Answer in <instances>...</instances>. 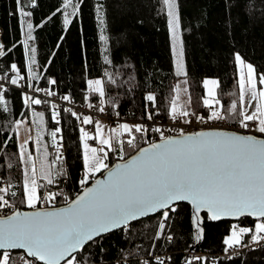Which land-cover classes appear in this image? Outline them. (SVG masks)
<instances>
[{
  "label": "snow or ice",
  "instance_id": "obj_1",
  "mask_svg": "<svg viewBox=\"0 0 264 264\" xmlns=\"http://www.w3.org/2000/svg\"><path fill=\"white\" fill-rule=\"evenodd\" d=\"M84 2L85 0H61L60 6L47 20H51L59 12L63 17L64 30L67 31L73 19L80 17ZM160 3L172 40L175 75L187 77L183 62L184 42L180 36L179 0H160ZM14 5L15 10L10 15L17 16L25 35L24 47L29 49L27 42L35 39L33 31L43 27L47 21L34 26L30 19L33 12L28 9H35L38 6L37 0H14ZM94 11L101 28L99 39L107 45L108 37L103 34L104 4L97 0ZM29 50L33 54L31 63L34 64L36 49L32 47ZM5 55L4 45L0 44V58ZM234 62L239 71L240 107L233 102L224 113L215 107L220 104L214 91L220 82L215 79L203 81L208 96L203 99V105L211 110L208 119L235 117L245 134L224 131L185 134L181 129L177 137H171L166 136L160 126L147 123H120L106 134L99 120L91 116H83L81 119L75 111L65 109V112H70L81 124L95 127L94 134L85 131L83 127L79 128L83 176L78 180L80 191L75 198L70 199L59 188V178H66L68 175L62 163L59 169L53 170L56 162L63 160L60 152L62 143L54 145L56 154L50 163L47 162V156L41 161L39 180L32 154L27 153L25 157V146L29 141L26 139L18 143L19 158L25 165L22 169L19 203L32 211H21L12 202L17 197V192L11 191L13 185L10 182L6 185L0 183V264H96L91 259L92 252L86 251V247L92 249L99 246L100 253L103 254L106 251L103 240L107 234L118 229L127 231L133 222L156 213L160 216L155 239H160L163 235L171 243L174 236L166 234V228L171 226L172 215L178 213L181 202L190 205L195 243H199L205 234V216L202 213H206L207 221L253 217L259 222L254 226L255 235L252 240L259 242L264 239L261 236L264 233V139H257L256 135L250 134L259 133L264 136V87H257L258 84L264 86V73H258L256 67L247 63L239 53L234 54ZM104 63L112 64L107 55L104 56ZM27 71L30 74L33 72L31 64ZM10 72L14 75L2 76L0 80H5L13 88L22 89L24 85L20 82L25 80V76L21 75V69L16 63L10 64ZM104 77H107V81L103 77L87 81V91L98 97V105L90 103L89 96L84 97L88 107H95L101 114H106L105 84L115 83L112 73L107 69ZM36 78L35 75L29 77L31 80ZM49 83L55 84L56 81L50 80ZM183 83L187 84V80ZM209 85L213 88H209ZM27 87L33 91H44L47 96L55 94L48 89L33 88L31 83ZM8 91L5 84L0 83V107L4 112L9 111L5 98ZM173 91L175 95L171 97L167 109L169 119L174 123L178 120L185 124L191 123L187 118L190 115L195 116L196 113H190L179 104V84ZM183 91L187 92L188 89L184 88ZM21 95L25 107L44 103L27 93ZM246 95L256 101L254 106L247 105L253 109L251 112L244 110ZM62 99L71 103L68 95ZM144 101L142 118L154 121L160 115L157 97L153 93H147ZM108 103L112 105L111 101ZM188 103H191L190 96ZM52 107L55 109L56 105L53 104ZM112 107L115 108V105ZM39 115L42 119V114ZM58 116L59 112L53 111L52 119L60 124ZM197 119L203 121L205 118L197 116ZM23 123L24 121H15L17 140L18 130ZM60 131V128L52 131L54 140ZM150 133L158 134L159 140L149 139ZM125 134L128 137L126 140L122 139ZM138 137L148 146L138 147ZM9 140H12L11 136L0 147L6 146ZM62 140L61 136L60 141ZM89 140H94L98 146L90 145ZM36 143L39 144V139ZM125 144L128 148L137 149L136 155L125 159ZM109 153H117L122 162L110 166L106 162ZM104 173L106 176L103 179L97 178V174ZM53 188L57 190L53 191ZM58 198L64 200L65 206L55 207ZM252 231L253 229L233 224L230 235L223 240L226 245L225 252L239 245L241 236ZM167 259L170 261L171 257ZM155 261L156 264H165V259L159 256L155 257ZM193 261L207 264V258L194 256L187 258L185 264H193ZM142 264L148 262L143 261Z\"/></svg>",
  "mask_w": 264,
  "mask_h": 264
},
{
  "label": "trees",
  "instance_id": "obj_2",
  "mask_svg": "<svg viewBox=\"0 0 264 264\" xmlns=\"http://www.w3.org/2000/svg\"><path fill=\"white\" fill-rule=\"evenodd\" d=\"M95 2L97 0H85L81 5L80 17L74 18L65 31L63 17L59 12L47 20L60 6L61 0H37L38 6L28 9L33 12L30 19L34 26L47 22L43 27L35 28V39L27 42L29 49H36L35 63L32 64L33 54L24 47L22 26L17 16L10 15L15 10L14 0H0V40L6 52L5 57L0 58V77L10 71L11 63H16L25 76L31 64L33 72L30 75L37 77L32 80L35 88L68 95L73 101L86 105L85 96H89L90 103L98 104V97L87 91V81L102 77L107 81V77H104L107 69L112 73L115 83L105 84V104L117 111L119 118L134 122L146 120L142 117L144 96L147 93L156 95L161 114L168 117V104L181 77L175 75L171 38L160 0H98L105 7L103 34L108 37L107 45L99 39L101 28L95 16ZM179 11L180 36L184 42L183 62L188 73L184 78L191 97L188 111L202 116L209 115L208 108L203 105L205 79L220 82L216 94L222 113L233 102L239 108L234 54L239 53L247 63L256 67L258 73H264V0H179ZM105 55L112 61L111 65L104 63ZM50 80L56 83L50 84ZM5 98L9 111L4 112L0 107V145L8 136L12 140L0 147V183L6 185L10 182L13 185L11 191L17 192L12 202L20 210H31L19 203L22 167L14 131L15 121L23 120L28 114L22 105L20 92L5 93ZM50 112V104L38 112L43 117L42 125L37 115L34 117V130L39 139L36 147L39 150L34 157L37 169L45 156L50 163L56 154L51 135L55 125ZM225 119L231 124H238L235 117ZM61 127L65 159L57 161L53 170L59 169L62 163L68 175L59 178V188L72 199L80 191L78 180L83 176L80 127L75 117L64 112ZM125 138L128 137H122ZM137 145L148 146L139 137ZM124 147L125 159L137 151L128 148L126 144ZM117 162H122L118 154L109 153L107 163L112 166ZM62 205L63 199L58 198L56 207ZM159 216L133 222L127 231L118 230L107 234L103 240L106 249L103 254L99 246L92 249L86 247V251L92 252L91 259L96 264H142L143 261L156 264L157 256L164 258L165 264H185L187 258L193 257L192 254L215 256L225 251L223 240L233 223L207 221L203 214L204 238L199 243H193L191 209L181 204L178 213L172 215L171 226L166 228V234L174 236L170 243L163 235L155 239ZM252 223L250 218L238 222L241 226H250ZM168 257H171L170 261ZM217 264H264V250L258 248L244 251L229 259L219 260Z\"/></svg>",
  "mask_w": 264,
  "mask_h": 264
},
{
  "label": "built area",
  "instance_id": "obj_3",
  "mask_svg": "<svg viewBox=\"0 0 264 264\" xmlns=\"http://www.w3.org/2000/svg\"><path fill=\"white\" fill-rule=\"evenodd\" d=\"M0 39H1V32H0ZM0 44L3 45L2 40H0ZM5 75H14L12 74L10 71H8L7 73H5L3 76ZM22 75V74H21ZM24 76V75H23ZM30 73H26L25 75V80L21 81L20 83L24 85V87L21 88H13V86L8 85L7 82L5 80H0V83H4L5 87H7L9 89L8 92L11 91H17L22 93H27L28 95H32L35 96L36 98L41 99L42 101H44V103L40 104L42 106L46 105V104H50V105H56V108L54 109L52 107V113L53 111H57L59 112V116L57 117V119L60 120V124L56 123V128H60L61 131L59 133H57V137L54 140L55 145L59 143L63 144V140L60 141V137L63 136V131H62V127H61V114L63 112H65V109H71L72 111H75L78 115H80L81 119L83 118V116H91L93 117L95 120H99V121H105L107 123H109L110 125H119L120 123H131V124H137V123H147V124H156L158 126H160L162 128V130H164L165 135L166 136H171V137H176L177 134L180 132L181 129H183L185 134H191L193 132H199V131H210V130H216V131H231V132H237L239 133H243L245 134V130L240 128V126H235V125H231L228 124L224 121V119L222 120H212V119H208L205 118V116H203L205 119L203 121H200L197 119V116H192L190 115L187 119L191 120V123L189 124H185L182 122V120H178L177 122H173L171 119H169V117H163V115L160 112V115L157 116L155 118L154 121H147V120H139V121H128V120H122L120 119L116 114H111L110 110L108 108L106 109V114H101L97 111V109L94 108H89L88 105H81L80 103H77L75 101L72 100L71 98V103H69L68 101H65L62 99L63 95H58L55 93L52 96H47L46 93L44 91H33L32 88H28L27 85L29 83H31L33 85V82L31 79H29L30 77ZM6 92V93H8ZM98 105V104H97ZM37 105H33V106H28L25 107L27 114H28V110L30 112L31 108L36 107ZM160 111V110H159ZM70 113V112H68ZM191 113V112H190ZM200 115V114H199ZM202 116V115H200ZM79 123L80 121L77 120ZM55 122V121H54ZM222 122H224L225 124H223ZM82 125V124H81ZM83 128H86V130L88 132H90L91 134L95 133V127L94 125H83ZM54 129V130H55ZM168 129H173L174 131H168ZM53 130V131H54ZM250 134H256V133H250ZM258 136V135H256ZM149 139L151 140H159V136L156 133H150L149 134ZM64 146L62 148H60V152L63 156V160L65 159V155H64ZM120 161V160H119ZM107 162V161H106ZM44 191V190H43ZM55 191V190H54ZM57 203V201H56ZM63 203L65 205V202L63 200ZM39 206V205H38ZM63 206V205H62ZM56 207V204H55ZM259 221H253L252 225L250 226H241L238 223H233L235 225H238L239 227H246V228H250L253 229L252 232L241 236V240H240V244L234 246V248L228 249L227 252L223 251L222 253H219L215 256H209L207 254H192L191 256L194 257H202V258H207V263L208 264H217V262L219 260H226L229 259L233 256H236L240 253H243L244 251H249L252 249H258L261 248L264 250V239H260L259 242H254L252 240V236L255 235V231H254V226L256 223H258ZM261 236H264V233L261 234ZM193 264H199V261H193Z\"/></svg>",
  "mask_w": 264,
  "mask_h": 264
},
{
  "label": "rangeland",
  "instance_id": "obj_4",
  "mask_svg": "<svg viewBox=\"0 0 264 264\" xmlns=\"http://www.w3.org/2000/svg\"><path fill=\"white\" fill-rule=\"evenodd\" d=\"M170 38H171V36H170ZM170 46H172V40H171V45ZM173 53V52H172ZM173 62H174V66H175V57L173 56ZM238 77H239V71H238V69H237V82H238ZM209 80H212V79H209ZM183 81H185V78H184V76H181V78H179V80H178V82H177V84H179V86H180V89H181V91H180V93H179V96H180V99H179V104H181V105H183L184 107H185V109L186 110H189V103H188V100H189V95H188V91L187 92H184L183 91V89L184 88H187V85L185 84V83H183ZM176 84V85H177ZM257 87L258 88H260V87H264V86H261V85H257ZM33 88H35L34 87V84H33ZM204 88V87H203ZM209 88H213V86L212 85H209ZM188 89V88H187ZM217 88H215L214 89V91H215V95H216V99H218L217 98V90H216ZM238 92H239V86H238ZM9 93V92H8ZM204 94H205V96H204V98H208V96H207V90L204 88ZM174 95H175V93H174ZM57 96H58V94H57ZM256 104V101H253V100H251L250 99V97L249 96H247L246 95V97H245V111H247V112H251L253 109L251 108V107H247V105H255ZM23 106H24V104H22ZM47 105V104H46ZM86 105H88L87 103H86ZM31 106H33V105H31ZM45 106V105H44ZM44 106H42V105H37L36 107H34V108H31L30 109V112H29V110H28V115H26L25 117H24V119L22 120H20V121H24V123L22 124V126L19 128V130H18V132H19V139L17 140V134H16V131H15V137H16V140H17V145H18V143H20V142H23V140H28L29 142H28V144L25 146V148H26V153H25V157H27V153H31L32 154V158H33V161L35 162V160H34V157H36L37 155H36V153H37V149H36V147H38V145H37V143H36V141H37V136H36V134H35V130H34V128H35V125H34V117L36 116H34L33 115V113H38V112H41L42 111V109H43V107ZM85 106V105H84ZM25 107V106H24ZM216 108H218L220 111H221V106H220V104L219 105H216L215 106ZM239 107H240V100H239ZM105 108H108L109 110H110V112H111V114H116L117 113V111H113L108 105H106L105 104ZM207 108V107H206ZM114 110H116V109H114ZM208 110H209V115H207V116H205V118H208L210 115H211V110L208 108ZM190 112V111H189ZM51 116H52V105H51ZM64 113H68V112H64ZM39 114H41V113H38L37 114V117H38V119L40 120L39 121V123L42 125V123H43V117H42V119H41V117H40V115ZM196 115H198V116H200L199 114H196ZM195 115V116H196ZM61 118H62V114H61ZM120 119H122V118H120ZM75 120H76V123H77V125H79V127H82L83 126V124L81 125V123H79L78 121H77V119L75 118ZM123 120V119H122ZM224 121L226 122V123H230L231 124V122H228L226 119H224ZM53 122H54V120H53ZM101 122V124H102V126L104 127V131H105V133L107 134L108 132H109V129H111V128H113V127H117L118 125H110L109 123H107V122H105V121H100ZM127 123V122H126ZM223 124H225L224 122H222ZM128 124H130V125H132L131 123H128ZM54 125H55V127H54V129L56 128V122H54ZM231 125H235V126H239V123L236 125V124H231ZM15 129V128H14ZM53 129V130H54ZM85 129V128H84ZM85 131H87L86 129H85ZM88 132V131H87ZM231 132V131H230ZM90 133V132H89ZM237 133V132H236ZM91 134V133H90ZM239 134H243V133H239ZM126 135V134H125ZM124 135V136H125ZM255 135H258V136H256V137H264V136H261L259 133H256ZM64 136V135H63ZM62 136V137H63ZM80 136V135H79ZM63 139H64V137H63ZM126 139V138H125ZM79 141H80V139H79ZM94 143H93V142ZM88 143L90 144V145H93V146H98V145H96V142L94 141V140H89L88 141ZM80 148H81V153H82V144H81V142H80ZM18 152H19V149H18ZM19 157V156H18ZM20 164H21V167H22V169L25 167V165L20 161ZM36 165V164H35ZM36 168H37V166H36ZM21 169V170H22ZM39 169L40 168H38L37 169V173H38V180H39ZM41 183H43V181H40ZM233 224H231V226H232ZM231 226H230V228H229V233L226 235V237H228L229 235H230V230H231ZM225 237V238H226ZM224 238V239H225ZM226 246V245H225ZM229 249H231V248H229Z\"/></svg>",
  "mask_w": 264,
  "mask_h": 264
},
{
  "label": "water",
  "instance_id": "obj_5",
  "mask_svg": "<svg viewBox=\"0 0 264 264\" xmlns=\"http://www.w3.org/2000/svg\"><path fill=\"white\" fill-rule=\"evenodd\" d=\"M210 131H212V130H210ZM213 131H216V130H213ZM225 132V131H224ZM226 132H228V133H232V134H238V133H235V132H230V131H226ZM177 137V136H176ZM257 139H264V137H257ZM147 147V146H146ZM136 153H137V151H136ZM136 153L135 154H133L132 156H134V155H136ZM132 156H130L129 158H131ZM128 158V159H129ZM117 163H121V162H117ZM106 176V173H104V174H101V175H99L97 178H99V179H103L104 177ZM90 186V185H89ZM181 204H184V205H188V206H190L189 204H187L186 202H181L180 203V205ZM63 206H65V205H63ZM63 206H59V207H63ZM59 207H57V208H59ZM191 209V208H190ZM21 211H32V210H21ZM159 213H156V214H153V215H149V216H147V217H143V218H141L140 220H143V219H146V218H149V217H152V216H156V215H158ZM206 215V213H202V215ZM243 218H250V219H252L253 221H257L255 218H253V217H241V218H239V219H235V218H224V219H221V220H218V221H228L229 222V224L230 223H238V222H240ZM140 220H138V221H140ZM218 221H212V222H218ZM135 222H137V221H135ZM119 230V229H118ZM118 230H116V231H118ZM115 232V231H114ZM193 243H195L194 242V239H193ZM17 251H19V250H17Z\"/></svg>",
  "mask_w": 264,
  "mask_h": 264
}]
</instances>
